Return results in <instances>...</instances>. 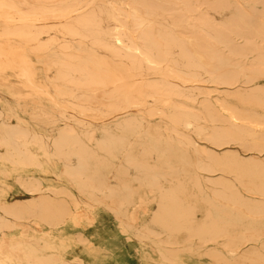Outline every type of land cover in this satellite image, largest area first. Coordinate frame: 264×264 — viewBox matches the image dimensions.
<instances>
[{
  "label": "bare ground",
  "instance_id": "1",
  "mask_svg": "<svg viewBox=\"0 0 264 264\" xmlns=\"http://www.w3.org/2000/svg\"><path fill=\"white\" fill-rule=\"evenodd\" d=\"M263 75L264 0H0L1 174L59 163L77 191H0V264H86L46 242L79 207L117 223L102 236L126 263L141 243L163 264L190 247L264 264Z\"/></svg>",
  "mask_w": 264,
  "mask_h": 264
},
{
  "label": "rangeland",
  "instance_id": "2",
  "mask_svg": "<svg viewBox=\"0 0 264 264\" xmlns=\"http://www.w3.org/2000/svg\"><path fill=\"white\" fill-rule=\"evenodd\" d=\"M254 10L253 5H245L246 14ZM259 10V9H258ZM242 40H239V43H242ZM255 57V53L250 54L243 58H238L237 60L242 62L245 65H251L252 60ZM41 67L40 78L44 79V74ZM255 85L264 86V75L259 78ZM15 106V111L17 116L24 119L28 118V110L23 111L14 101H12ZM2 105V104H0ZM44 134L48 135L47 130L41 129ZM100 136V135H99ZM238 151V150H237ZM141 152H137L140 155ZM247 155V154H246ZM248 156V155H247ZM154 164L155 162L151 160ZM170 166L179 168V163L176 161L171 163ZM2 165L0 164V191L3 198L12 202L14 200H29L33 196L22 188L16 181L17 176L24 178H36L41 179L44 184L54 183L60 187L67 188V190L74 196L77 195V191L72 186L68 185L65 181L59 180L57 178L58 174L61 171V165L59 163H52L46 165L43 168H33V169H20L15 171L10 177H5L1 174ZM135 188L139 189V184L135 183ZM146 190L141 192V195L144 197L147 196ZM152 205L149 206V209L140 211L137 218L138 224L144 225L149 222L151 216ZM198 218H201V214H198ZM118 227L117 223L114 221L111 222L105 214L98 210H87L82 207H79L75 210L71 221L67 226L59 229L58 231L52 233L47 239L46 242L51 247H62L64 249V257L68 261H74L80 259L86 264H163L160 258L157 255V250L154 246L148 244L139 243L140 256L134 257L129 263H126L123 259L119 257V250L116 249L114 242L123 241L124 237L115 232H110L108 236L103 239L104 231L111 230L114 231ZM35 230L47 231L43 226L35 227ZM33 235L37 234L35 231L30 232ZM82 235L88 239L91 245H85L77 241V236ZM111 234V235H110ZM110 236V237H109ZM180 240H183V236L179 237ZM190 246H192L190 244ZM30 247V246H28ZM27 247V249H28ZM194 247V246H193ZM221 248V247H219ZM55 249L46 248L43 252H39L40 256L54 252ZM205 252V249L198 250L197 248H187V251L181 255L178 261L175 264H212L210 261L206 260L202 256ZM15 264V263H13ZM18 264H28L26 262H21Z\"/></svg>",
  "mask_w": 264,
  "mask_h": 264
}]
</instances>
